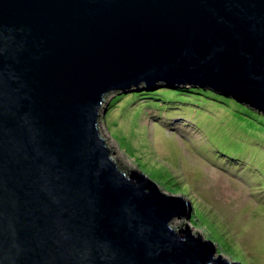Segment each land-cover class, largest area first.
I'll use <instances>...</instances> for the list:
<instances>
[{
	"label": "water",
	"instance_id": "obj_1",
	"mask_svg": "<svg viewBox=\"0 0 264 264\" xmlns=\"http://www.w3.org/2000/svg\"><path fill=\"white\" fill-rule=\"evenodd\" d=\"M163 85L264 115V0H0V264H240L99 134Z\"/></svg>",
	"mask_w": 264,
	"mask_h": 264
},
{
	"label": "rangeland",
	"instance_id": "obj_2",
	"mask_svg": "<svg viewBox=\"0 0 264 264\" xmlns=\"http://www.w3.org/2000/svg\"><path fill=\"white\" fill-rule=\"evenodd\" d=\"M131 93L98 119L99 134L117 168H137L160 192L187 199L189 219L173 218L172 228L187 224L231 262L264 264V173L243 169L254 158L255 168L264 171V117L237 115V108L223 106L219 99L199 100L186 111L199 124L194 128L157 107L137 113ZM119 94H106V107Z\"/></svg>",
	"mask_w": 264,
	"mask_h": 264
},
{
	"label": "trees",
	"instance_id": "obj_3",
	"mask_svg": "<svg viewBox=\"0 0 264 264\" xmlns=\"http://www.w3.org/2000/svg\"><path fill=\"white\" fill-rule=\"evenodd\" d=\"M125 96V94L121 93L119 95L114 96V98L110 101L109 105L106 108H109L111 105H113L118 99H121ZM130 97H132V100L136 101L137 105V113L140 112V110L145 107H157L161 110H164L165 112H173L174 114L179 115L180 117H188V108L197 101L204 100L205 103L209 101H213L215 99H219L220 103L223 106H230L233 108H237L235 111V114L240 115H249V114H258L254 110H251L250 108L241 105L234 100L230 98L223 97L219 94H215L209 90H202L201 88H167V87H160L156 89L155 91H140V92H133L129 94ZM211 98V99H210ZM189 100V101H186ZM166 112V113H167ZM169 114V113H168ZM252 116V115H250ZM262 116V115H261ZM264 117V116H263ZM192 122H194L197 126L198 122H196L192 117L190 118ZM199 125V124H198ZM187 144V143H186ZM191 150L192 148L188 146ZM196 153H198L199 157H203L202 153L198 150H194ZM193 152V150H192ZM204 154V153H203ZM205 156V155H204ZM210 158H213L210 156ZM245 165L244 168H248L249 171H252L254 174H261L264 173L262 169H256L255 168V159L249 160L247 163H243Z\"/></svg>",
	"mask_w": 264,
	"mask_h": 264
},
{
	"label": "clouds",
	"instance_id": "obj_4",
	"mask_svg": "<svg viewBox=\"0 0 264 264\" xmlns=\"http://www.w3.org/2000/svg\"><path fill=\"white\" fill-rule=\"evenodd\" d=\"M162 87V86H161ZM172 88H194V87H191V86H188V87H179V86H175V87H172ZM156 90V89H155ZM203 90V89H202ZM152 91V90H151ZM134 92V91H133ZM136 92H140V91H136ZM146 92H148V91H146ZM214 93V92H213ZM216 94V93H215ZM256 112V111H255ZM258 114H260V113H258ZM262 115V114H261ZM262 116H264V115H262ZM178 119H180V120H183V121H185V122H188V123H191L192 125H193V127L195 128L196 127V124L194 123V122H192V120L190 119V118H188V117H181L180 118V116H179V118ZM175 120V119H174ZM173 120V121H174ZM173 123V122H172ZM185 125H187V124H185ZM134 170H139V169H137V168H135ZM140 171V170H139ZM140 172H142V171H140ZM143 173V172H142ZM144 174V173H143ZM179 195H182V194H179Z\"/></svg>",
	"mask_w": 264,
	"mask_h": 264
}]
</instances>
